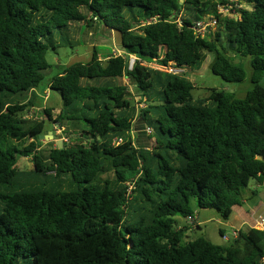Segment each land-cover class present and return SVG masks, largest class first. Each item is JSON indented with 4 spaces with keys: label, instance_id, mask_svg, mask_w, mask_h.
<instances>
[{
    "label": "trees",
    "instance_id": "16d2710c",
    "mask_svg": "<svg viewBox=\"0 0 264 264\" xmlns=\"http://www.w3.org/2000/svg\"><path fill=\"white\" fill-rule=\"evenodd\" d=\"M207 16L218 26L196 38L193 24ZM74 25L113 30L122 54L92 46L88 61L49 79L61 108L54 119L42 112L69 142L42 151L44 122L22 115L39 99L48 51ZM206 52L227 83L244 81L235 59L249 60L253 86L243 98L206 89L195 101L185 73L140 65L191 69ZM263 74L264 0H0V264H264V231L248 228L228 246L203 237L181 244L188 229L174 219H193L195 201L228 221L251 179L264 182ZM137 115L150 148L134 145ZM23 155L35 170H19ZM46 171L54 183L37 187Z\"/></svg>",
    "mask_w": 264,
    "mask_h": 264
},
{
    "label": "rangeland",
    "instance_id": "374dc122",
    "mask_svg": "<svg viewBox=\"0 0 264 264\" xmlns=\"http://www.w3.org/2000/svg\"><path fill=\"white\" fill-rule=\"evenodd\" d=\"M237 8H245L243 4L237 6ZM223 15H230L231 11L221 9ZM83 25H74L71 27L70 31H67L65 34L60 36L59 44L60 47L55 51L49 50L47 54V61L50 63L51 68L44 73V79L36 89V93H39V99L35 102L36 106L30 109L28 112H25L22 116L26 120L31 121H43L44 130L47 135L48 132H52V138H40V150L47 151L51 148L57 146V141H60L62 144L68 143L69 139L64 134L63 128H59L58 123H53L48 121L46 115L42 112L44 108L52 109L51 116L54 119L58 113L57 111L61 108V100L59 95L48 88L49 79L59 70L68 66L69 64L76 61H88L92 51V46L98 48L101 56L106 55H121L122 51L119 47V37L117 34L106 27H101L97 32L87 31ZM220 51V50H219ZM162 56V53H161ZM215 58V53H205V59L197 67L191 69H186L185 75L188 80L194 84V89L192 91V96L195 101L202 99L205 96L206 89H215L218 92L225 94H233L236 98H243L246 93L252 88L253 84L251 83V68L249 65L248 59H235L236 63L243 65L246 77L244 81L240 83H227L223 81L220 77L214 76L211 71V64ZM121 82L128 85V79L123 78ZM264 87V74L259 82ZM129 94L133 104L136 106L137 110H140L144 103L137 104L135 101L137 90L133 86H129ZM47 96V98H45ZM138 112V111H137ZM139 114V112H138ZM135 123V129L133 130V142L136 147L140 148H150L151 139L150 134L146 131V126L143 120L137 115ZM137 128V129H136ZM30 141L24 140L19 143V146H24ZM18 168L24 173H29L30 171L35 170L34 163L32 161V155H23L18 160ZM40 174V173H38ZM52 179V173L46 171L44 176L40 180L35 181L37 187L41 186L43 183L46 187L51 186L54 182ZM63 181V180H62ZM256 181L251 179L249 182L248 188L245 189L246 195L250 194V191L255 187ZM33 186L32 181L23 179V182L20 183L21 186L25 187ZM252 200H248L249 206ZM191 207L194 210L193 219H185L181 216H175L176 227L178 228H187L188 230L185 233V236L182 239L181 244L193 241L198 238H206L210 240L213 244H218L222 246H228L229 243L221 241L219 237V229H224L227 232V236L230 234V228L228 227L229 221H224L219 216V213L214 209H199L196 206L195 201H191ZM197 223V226L194 224Z\"/></svg>",
    "mask_w": 264,
    "mask_h": 264
},
{
    "label": "built area",
    "instance_id": "2783aa9c",
    "mask_svg": "<svg viewBox=\"0 0 264 264\" xmlns=\"http://www.w3.org/2000/svg\"><path fill=\"white\" fill-rule=\"evenodd\" d=\"M221 9L219 12L222 14ZM226 10V9H224ZM231 15V14H230ZM218 26V19L215 16H207L201 20L196 21L193 24V32L196 38L204 39L208 37L212 32L216 30ZM122 54V53H121ZM128 70H131L135 63V57L129 56L128 58ZM140 65L145 68L156 70L162 73L180 75L185 73L186 69L175 66L174 64L164 65L159 62V60H152L151 62L140 61ZM47 98V96L45 97ZM146 131L150 134L151 130L146 127ZM122 142L121 138L113 139V144L118 145ZM253 228L259 231H264V211H261L253 219ZM239 236L238 231L232 232V239L235 240ZM222 239L229 240L228 236H222Z\"/></svg>",
    "mask_w": 264,
    "mask_h": 264
},
{
    "label": "crops",
    "instance_id": "0c3cea01",
    "mask_svg": "<svg viewBox=\"0 0 264 264\" xmlns=\"http://www.w3.org/2000/svg\"><path fill=\"white\" fill-rule=\"evenodd\" d=\"M107 56V55H106ZM34 93L38 96L39 93H36V90L34 91ZM59 112V110L57 111V113ZM137 116L135 117L134 120V125L132 128V136L134 133V127H135V123L138 121L136 120ZM146 126V125H145ZM137 129V128H136ZM256 181V185L253 188V190L250 191L249 195H246V192L244 190L243 195H242V202L240 206H236L233 208V213L231 218L229 219V224L228 227L230 228V234H229V240L224 242H227L230 244H232L234 242V240L232 239V232L233 231H238V232H243L245 230H247L248 228H253V219L255 216H257V214L261 211H264V182H259L257 180ZM248 200H252L251 204L249 206ZM192 221H194V219H190ZM195 226H197V223L194 224ZM219 233V237L221 239V241L223 242L222 236H227V232L224 229H219L218 231ZM218 245V244H217Z\"/></svg>",
    "mask_w": 264,
    "mask_h": 264
},
{
    "label": "water",
    "instance_id": "95a60500",
    "mask_svg": "<svg viewBox=\"0 0 264 264\" xmlns=\"http://www.w3.org/2000/svg\"><path fill=\"white\" fill-rule=\"evenodd\" d=\"M43 137L44 138H52L53 137L52 136V132H48L47 135H44ZM57 146H58L59 149H61L63 144L60 141H57ZM257 158L260 159V160L263 159L261 156H258Z\"/></svg>",
    "mask_w": 264,
    "mask_h": 264
}]
</instances>
